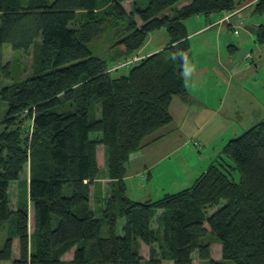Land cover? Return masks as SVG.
Segmentation results:
<instances>
[{"label": "trees", "instance_id": "trees-1", "mask_svg": "<svg viewBox=\"0 0 264 264\" xmlns=\"http://www.w3.org/2000/svg\"><path fill=\"white\" fill-rule=\"evenodd\" d=\"M125 1L0 0L7 105L0 117V226L9 229L0 264H264V120L230 139L215 162L177 192L137 201L124 179L131 154L172 121L174 97L188 93L185 20L230 10L235 0H190L180 7L182 0L145 6L131 0L132 10ZM256 11L264 13V0ZM162 28L168 46L112 75ZM38 39L35 74L14 81L3 45L26 51ZM256 40L264 46L263 23ZM27 120L31 134L21 125ZM31 159L29 199L12 209L10 185ZM211 232L221 242L222 260L212 257ZM142 243L149 246L147 259Z\"/></svg>", "mask_w": 264, "mask_h": 264}, {"label": "crops", "instance_id": "crops-1", "mask_svg": "<svg viewBox=\"0 0 264 264\" xmlns=\"http://www.w3.org/2000/svg\"><path fill=\"white\" fill-rule=\"evenodd\" d=\"M258 1L235 0L236 6L230 10L198 14L185 20L191 45L184 71L188 93L174 97L170 106L172 121L131 154L124 177L130 198L131 173L150 179L155 176L154 170L165 166L162 175L168 179L164 194L177 192L191 186L215 162L230 139L264 120L263 111L258 110L264 103H258L256 94L261 87L249 88L253 82L251 75L260 68L257 60L264 55V46L256 40L257 27L262 23L246 22L256 11ZM188 2L184 0L179 7ZM155 32L129 59L138 61L168 46L169 35H161L158 40ZM241 32L245 33L243 37ZM257 113L259 118H251ZM180 185L183 187L174 191ZM153 197L149 193L137 201L158 199Z\"/></svg>", "mask_w": 264, "mask_h": 264}, {"label": "rangeland", "instance_id": "rangeland-1", "mask_svg": "<svg viewBox=\"0 0 264 264\" xmlns=\"http://www.w3.org/2000/svg\"><path fill=\"white\" fill-rule=\"evenodd\" d=\"M141 6H145L148 2V0H138ZM184 0L179 2L176 6H179ZM125 7L127 9L132 10V2L131 1H125ZM137 19L140 20V18L137 16ZM247 23L250 22H261L264 24V13H259L257 11L254 12V14L251 17L247 18ZM189 24V23H188ZM154 35H156V39H160L161 35H166L168 36V33L164 28L156 30ZM245 33L241 32V37H243ZM162 40V39H161ZM41 39H38L35 42V45L31 47L29 50H23V49H17L13 50L10 44H4L3 45V50H4V55H5V60L11 64L12 68V73L14 76V81L18 80H25L31 75H34L36 70H37V61L40 55L41 51ZM164 48V47H163ZM255 53L257 52V48L254 51ZM257 62L260 64V68L254 72L252 76V81L250 85V89H252L253 86L258 85L261 87V92L256 93L257 94V100L258 103L260 102L264 103V55L262 59L257 60ZM129 67L123 66L118 70H114L112 72L113 76H118L124 73H128ZM6 85V82L4 81L3 78L0 77V117L2 118L5 114V111L7 109L6 102L2 98L1 94V88ZM263 111V119H264V104L262 106H259L258 110ZM260 114H254L251 116V118H259ZM22 127L25 129V132L27 134L32 133V125H29L28 120L25 123H21ZM4 128V124H0V131ZM230 139L229 135L226 137V140L228 141ZM102 149V148H101ZM196 152L198 153V149L196 148ZM101 157H102V152L100 151ZM191 160V159H190ZM196 160V159H193ZM33 159L29 160L28 166L26 167L25 172L22 174L20 179L14 181L11 183L9 191H10V205L12 209L17 210L18 207L22 204L26 205L29 195H28V189H29V180L30 176L32 174V165ZM161 169V170H160ZM160 169H156L155 171V176L147 179L146 175H141V173L136 174L131 173L133 175H130V179L128 180V185H129V190L128 194L136 200H141L142 196H147V194L152 193L153 198H158L159 196L164 194V190H167L165 185L167 182L168 177L164 176L165 171V166L161 167ZM104 172H102V176L104 178ZM136 174V175H134ZM178 175L180 176V171L178 169ZM183 185H180L179 187H175L174 191H177L181 189ZM169 188V187H168ZM100 193V191H98ZM102 203L96 202V209H100ZM215 209L210 210L209 214L214 212ZM31 217H33V214L31 213ZM33 223V218L31 219V224ZM55 221V225H56ZM6 226H0V247L3 246L7 236L9 229ZM33 230V229H31ZM103 234H107V226L105 225V221H103ZM207 239L212 242V257L216 260H222V245L219 240L215 238V235L211 232L207 236ZM14 243V257H18L20 254V249H19V241L18 238L13 239ZM159 246V245H158ZM141 254L145 259H147L150 256L149 252V247L142 244L141 246ZM197 254H195L196 256ZM3 264H11V262H4ZM201 264H208V261L202 260Z\"/></svg>", "mask_w": 264, "mask_h": 264}, {"label": "built area", "instance_id": "built-area-1", "mask_svg": "<svg viewBox=\"0 0 264 264\" xmlns=\"http://www.w3.org/2000/svg\"><path fill=\"white\" fill-rule=\"evenodd\" d=\"M136 60H137V58L129 59V60H126V61H120V62H118V64H117L116 67L129 66V65H131L133 62H135Z\"/></svg>", "mask_w": 264, "mask_h": 264}]
</instances>
